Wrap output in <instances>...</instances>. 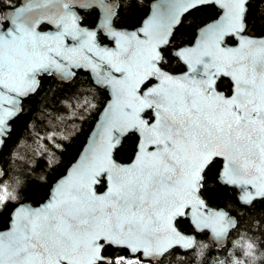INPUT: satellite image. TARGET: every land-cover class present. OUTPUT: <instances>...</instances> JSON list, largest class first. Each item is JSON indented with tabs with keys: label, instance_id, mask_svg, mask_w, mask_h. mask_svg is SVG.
<instances>
[{
	"label": "snow or ice",
	"instance_id": "1",
	"mask_svg": "<svg viewBox=\"0 0 264 264\" xmlns=\"http://www.w3.org/2000/svg\"><path fill=\"white\" fill-rule=\"evenodd\" d=\"M143 4L124 0L129 14ZM0 6V149L42 73L90 68L112 93L66 175L0 182V264H186L196 233L222 240L235 226L208 206L221 187L239 189L236 206L264 236V35L248 31L253 15L264 28V0H161L131 31L113 26L118 6L105 0ZM95 6L114 48L79 26L75 9ZM188 17L192 41L178 35Z\"/></svg>",
	"mask_w": 264,
	"mask_h": 264
},
{
	"label": "trees",
	"instance_id": "2",
	"mask_svg": "<svg viewBox=\"0 0 264 264\" xmlns=\"http://www.w3.org/2000/svg\"><path fill=\"white\" fill-rule=\"evenodd\" d=\"M118 6L113 24L121 28H135L148 13L149 3L144 0L143 6L135 13L129 14L124 7V0H112ZM20 0H16L19 4ZM0 6V12H3ZM198 16H205L204 13ZM81 24L92 27L96 24L98 11L95 8L81 10ZM178 34L184 41H192L193 35L188 24ZM6 25V23H4ZM249 34L264 35L255 15L249 17ZM104 42L102 36H98ZM39 88L24 100L25 115L13 121V134L0 149V166L4 170L0 182L15 186L17 182L28 178L37 180L41 176L60 177L74 161L90 131L97 114L107 100L104 88L95 85L88 73L78 70L67 81L61 82L51 74L38 77ZM122 162H127V152L121 154ZM53 167L57 171L53 173ZM51 182V181H50ZM215 189V186H211ZM40 197L32 196L28 202L36 205ZM208 206L224 208L229 215L235 217V227L229 232L224 245L218 247L206 232L196 233L199 246L188 250L186 255L178 256L186 264H261L264 258V236L259 229L249 228L250 220L247 210L236 206V190L223 188L214 190L206 197ZM261 204L257 203L252 213H258ZM256 245L257 254L253 257L245 255L247 243Z\"/></svg>",
	"mask_w": 264,
	"mask_h": 264
},
{
	"label": "water",
	"instance_id": "3",
	"mask_svg": "<svg viewBox=\"0 0 264 264\" xmlns=\"http://www.w3.org/2000/svg\"><path fill=\"white\" fill-rule=\"evenodd\" d=\"M105 2H106V3H113L114 1H106V0H105ZM160 2H161V0H152V1L149 3L148 13H147L146 16L141 20L140 24H139L137 27H139V26L143 23V21L148 17V15H150L151 11L153 10V6L156 5L157 3H160ZM19 3H20V2H19ZM114 3H115V2H114ZM115 4H116V3H115ZM90 8H96V9L99 11V16H98V20H97L96 25H95L94 27H92V28H89V27H87V26H85V25H82V24L79 22V26H80L81 28L86 29V30H89V31H95L96 34H97V31L99 30L103 36H105L109 41H111V44H110V45H107V44H101L98 40H97V43H98L101 47L114 48V47H115L114 42L111 40L110 37H108V36L106 35V33L104 32V30H102V29L99 27V26L101 25L102 21H103V14H104V13H103V9H102L101 7H99V6L90 7ZM90 8H87V9H90ZM78 9H80V8L75 9V11L77 12L78 16L80 17V15H79V13H78V11H77ZM47 26L49 27L47 30H40V29H39V30L42 31V32H49V31H54V30H55L54 28H52V26H50V25H47ZM113 26H114V25H113ZM7 27H8V24H7L6 27H4V28L6 29ZM114 27H115V26H114ZM137 27H135V28H131V29L119 28V27H115V28H117L118 30H120V29H126V30H128V31H131V30L136 29ZM257 37H260V36H257ZM96 39H97V37H96ZM64 44H65L66 46H75V45H76V41L72 40L71 38H65ZM71 70H72L73 73H75V72L78 71V70H81V71H83V72L88 73V75L90 76L92 82H93L95 85H97V86L102 87V88L105 89V91H106V93H107V100L105 101L103 107L101 108V110H100L99 113L97 114V117H96V119H95V121H94V123H93V125H92V127H91V129H90V131L88 132V135H87V137H86V139H85V141H84V144L82 145V147H81L79 153L77 154V156H76V158L74 159V161H73V162L67 167V169L65 170V172H64L62 175H66V174H67V170L70 169L71 166H72L73 164H75L76 161L79 159L80 155H81L83 152L86 151L90 139H91L93 136H95V134L99 131V124H100V122L102 121V119H103V117H104V111H105V108L107 107V105H108V104L111 102V100H112V93H111V90H110L108 87H106V86L99 85V84L96 83V75H95V73H93V72L91 71L90 68H79V67H74V68H72ZM42 74H46V73H42ZM52 75L54 76V78H55L56 80L61 81V82H65V81L69 80V79L73 76V75H72V76H69V77H67V78H62L58 73H55V72H53ZM127 162H128V161H127ZM125 163H126V162H125ZM0 169H2L1 166H0ZM62 175H61V176H62ZM0 178H1V176H0ZM234 189H235V188H234ZM235 190H236V195H237V192L239 191V189H235ZM28 203H29V202H28ZM29 205H30V206H35V205L31 204V203H29ZM209 208L212 209V210L223 211V212H225V213H228L224 208H221V207H211V206H209ZM231 216H232V215H231ZM232 217H233V219H234V221H235V224H236L235 217H234V216H232ZM234 227H235V226H234ZM234 227H233V228H234ZM233 228H231V229L229 230V232H230ZM204 232L207 233L208 238H209V239H210V240H211L216 246H218V247H220V246H222V245L225 244L226 239H227V236H228V234H229V232H228L222 240H217V239L214 237L213 232H212L211 229H205ZM198 233H199V232H198ZM182 251H183V250H182Z\"/></svg>",
	"mask_w": 264,
	"mask_h": 264
},
{
	"label": "flooded vegetation",
	"instance_id": "4",
	"mask_svg": "<svg viewBox=\"0 0 264 264\" xmlns=\"http://www.w3.org/2000/svg\"><path fill=\"white\" fill-rule=\"evenodd\" d=\"M106 1H112V0H106ZM91 9V8H90ZM96 9V8H95ZM81 10H88V9H78L77 11H78V13H79V15H80V17H81ZM97 10V9H96ZM98 11V10H97ZM98 16H99V11H98ZM97 20H98V18H97ZM6 23V22H5ZM97 23V22H96ZM96 25V24H95ZM94 25V26H95ZM114 25V24H113ZM94 26H92V27H94ZM3 27H6V25H4L3 24ZM92 27H89V28H92ZM49 27L47 26V25H44V26H42L41 27V29L40 30H47ZM102 36L103 38H104V42H100V40H98V36ZM97 40L101 43V44H107V45H110L111 44V41H109L105 36H103L102 34H101V32L98 30L97 31Z\"/></svg>",
	"mask_w": 264,
	"mask_h": 264
}]
</instances>
